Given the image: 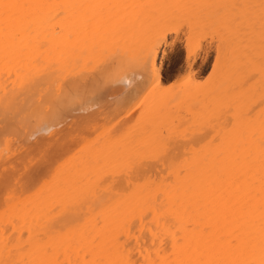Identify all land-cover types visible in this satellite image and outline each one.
Listing matches in <instances>:
<instances>
[{
	"label": "bare ground",
	"instance_id": "bare-ground-1",
	"mask_svg": "<svg viewBox=\"0 0 264 264\" xmlns=\"http://www.w3.org/2000/svg\"><path fill=\"white\" fill-rule=\"evenodd\" d=\"M212 1L0 0V161L103 78L137 71L132 102H145L127 131L82 139L53 166L43 157L37 184H4L0 264H264V109L244 114L264 94V0ZM246 22L252 40L236 30ZM183 23L188 54L219 25L214 79L199 86L190 63L186 85L166 89L162 46ZM220 100L242 134L159 139L179 111L206 122Z\"/></svg>",
	"mask_w": 264,
	"mask_h": 264
},
{
	"label": "rangeland",
	"instance_id": "rangeland-1",
	"mask_svg": "<svg viewBox=\"0 0 264 264\" xmlns=\"http://www.w3.org/2000/svg\"><path fill=\"white\" fill-rule=\"evenodd\" d=\"M211 1L212 0H210V2ZM214 1H212L214 5L216 4L218 6L220 4L219 1H216V0ZM209 5L207 7H209ZM212 6L213 4L210 7L213 8L214 6L213 7ZM210 20L212 19L210 18ZM217 23L212 24V25H215L216 27L218 25ZM242 23H243V20L242 21L240 20L238 24H242ZM246 23L247 25H245ZM246 23L244 25H237L236 23L235 24L237 25V27L235 26L236 30L238 31L239 29L237 28L241 26H242L241 28H244L245 26H247L245 28H247L250 31V28L251 26L253 27V24L249 28L248 22ZM211 24L209 25L210 27L207 26L206 29H203L201 38L199 37V40L197 41L198 45L197 44H196L197 46L195 45V50L193 52H192V49L190 50L189 52L190 54H188V50L190 48L187 50L188 42L190 41L189 27L187 25L183 23L176 30V32L170 33L169 36L167 35L166 44L165 46L164 45L162 46L164 48V51L165 49L166 51L161 59V67H160V79H161V84L163 87H165L166 89H177V88L181 89L182 87H184V84L187 81V80L185 81L187 77V76L185 77V75H187L190 63H191V72H192L191 75H195V80L198 82L199 86L201 85L207 86L208 84L207 82H210L214 79V75H215L214 66L217 64V61H218V49H219L218 46L220 45L219 44L220 39L217 36L219 34H217V31H216L217 30L216 28L219 25L215 28ZM211 26L214 28L212 29ZM241 30L242 29H240L239 31ZM251 30L255 33L254 28ZM252 31H250V35H248L249 39L251 38L254 39L255 37ZM242 32H240L239 34H241ZM246 33L249 34L248 31H246ZM252 35L253 37L250 38V36ZM249 39L248 41H250ZM222 49H225V47ZM236 53L237 51L235 52L234 57ZM238 54L236 58L238 57ZM253 54L255 56V52H253L252 55ZM241 55H244L246 59L248 55H251V54L248 53L247 55V53L245 52L244 54H241ZM251 56H249V58ZM240 58L238 60H240ZM110 60L111 58L106 59L107 62H109ZM106 61L105 63H107ZM104 64L102 63L103 67L105 66ZM100 66L101 64L99 65V67ZM263 66H264V63L262 65V68ZM90 73H93V72L89 70V75ZM253 76H254V73H253ZM253 76L251 78L247 77L249 79L245 80V83L246 84L250 83L251 79L254 80ZM140 78L141 77L137 71L131 72L130 74H127L124 77H121L117 81H111L109 78H103L102 80L98 82V87L95 89L96 92L87 91L88 88L84 89L78 95V97H80L79 98L80 102L79 101H78L79 103L77 102L78 104L75 103V105H72L70 107V110H67L68 112L66 111V113H64L65 111L60 112L62 117L61 118L58 117V118H60V121L61 120L62 121L58 122L56 120L53 126L54 128L51 127L53 132L52 131H50L51 133L49 132V130L51 129L50 128V129L40 130L39 132H36V133H31L32 135L29 134L30 136L28 135L26 139H24L23 141L21 139H18V140L11 139L9 143V146L10 145L11 146L7 149V151H10L8 152L9 155L8 153L7 155L5 154L6 156L4 155L3 157H6V158L1 157V159L2 158L3 159L0 161V190L2 191L5 185H6L5 190L10 189V187L8 186L12 187V185L14 186L16 183L18 186H21L19 185L21 181L22 183H24V185H26L27 182H30V180H33V182L37 184L38 182L36 181L37 178H40L41 175H43L41 174L43 172H41L40 170L41 164L44 163V161L42 160L45 159L48 162L49 160L48 158H50L49 162H51V165L52 163L54 164L55 160L57 158L59 159L58 156H61L62 154L66 152L63 155L65 156L66 154H68L67 152L72 151L71 149H74V148L76 149L77 144L79 143V141H82V139L92 138L96 136L97 134H99L104 129L105 130L109 129L107 131L108 132L113 131V133L114 131L115 133H118V132L123 133L127 131V128H129L128 126L132 124L133 120H135L137 116L140 114V112L143 111V109L145 108L144 107L145 102H141V99L138 101H135L136 103L132 102L133 97H135L138 91V90L135 91L133 89L134 88L133 86H134V83L136 84L138 80H140ZM238 87H241V85ZM255 95H256V92H255ZM219 102L220 103L217 106V108L219 109H222L224 107L225 108L219 112L217 111L215 115L205 118V119H208L206 122L202 120L197 121V118L193 116L191 111H185V112L179 111L177 115L173 119H171V121H169L167 126L163 128V130L160 133L163 135L162 137L159 136L160 137L159 139H210L212 135V131L215 132V130H213L212 128L218 125L222 126V132L230 131L231 133H241L242 134V130L239 125V120L231 112V108L234 106L235 103L230 102V100L228 102H230L231 104L233 103L232 105L228 103L227 101H226L227 103L224 101L225 104H223V100H220ZM120 103L122 104V106L125 105L123 107H126V108H123ZM79 105H82V106H79ZM263 107H264V94H262L261 98H258V99L254 96H250L249 98L245 99V106H244L245 113L244 114L246 116L248 115L251 117L256 112H258L261 108L264 109ZM75 108L79 110H76ZM126 109L128 112L126 111ZM121 111L127 115L125 118H122L123 116H125V114L122 113ZM119 112L121 113L118 115ZM241 112L243 114V111ZM67 114H68V117L66 116L64 119V116ZM112 128L114 129L110 131V129ZM259 131L260 130L258 128V132ZM7 151H5V153ZM54 155H56L57 157ZM54 157H56V159ZM51 159L53 160L51 161ZM15 177L16 179H14ZM25 179L27 181H25ZM7 180H8V183L6 182ZM4 182H6L7 184ZM9 183L10 185H8ZM16 188L18 187L16 186Z\"/></svg>",
	"mask_w": 264,
	"mask_h": 264
}]
</instances>
